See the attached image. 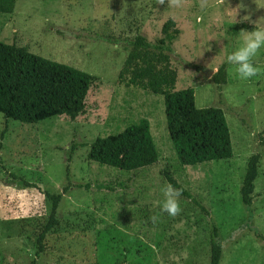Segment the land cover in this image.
Wrapping results in <instances>:
<instances>
[{"label": "rangeland", "instance_id": "obj_1", "mask_svg": "<svg viewBox=\"0 0 264 264\" xmlns=\"http://www.w3.org/2000/svg\"><path fill=\"white\" fill-rule=\"evenodd\" d=\"M238 5L235 17L228 9ZM261 18L264 0H18L11 14H0V42L93 78L85 112L74 121L22 124L0 114V264H210L213 228L220 264H264V47L252 58L261 69L252 78L242 79L226 62L244 44L241 31H253ZM168 20L180 31L170 55L175 90L192 88L198 109L223 110L229 160L181 166L163 97L118 81L129 53L125 41L141 35L154 43ZM222 66L227 84L217 86L211 78ZM142 119L156 164L126 172L88 160L97 138ZM255 154L261 159L247 207L240 190ZM163 173L205 211L179 197V214L163 212ZM107 182H124L126 190L94 189ZM59 194V226L38 243L51 213L49 195Z\"/></svg>", "mask_w": 264, "mask_h": 264}, {"label": "trees", "instance_id": "obj_2", "mask_svg": "<svg viewBox=\"0 0 264 264\" xmlns=\"http://www.w3.org/2000/svg\"><path fill=\"white\" fill-rule=\"evenodd\" d=\"M17 1L0 0V14H11ZM179 35L175 22L168 20L162 26L161 37L154 43L141 35L126 40L129 53L119 72L118 81L125 87L163 97L168 135L181 166L229 160L233 157V150L223 110L198 109L192 88L175 90L177 71L171 66L170 55L172 44ZM92 80L91 75L36 56L27 47L0 42V114L6 120L36 124L66 116L74 121L85 112ZM211 81L217 86L227 84L225 66L213 75ZM261 140L264 146V136ZM260 159V155L255 154L247 163L240 190L242 202L247 207L253 201ZM88 160L126 172L156 164L158 154L149 122L142 119L117 135L97 138L90 147ZM163 176L168 184L180 190L181 198L205 211L195 196L174 178L168 173H163ZM94 189L114 193L126 190V185L124 182H107L94 185ZM49 199L51 213L39 233L38 243L59 226L56 215L62 194L49 195ZM210 253V264H220L222 247L215 228L212 229Z\"/></svg>", "mask_w": 264, "mask_h": 264}, {"label": "clouds", "instance_id": "obj_3", "mask_svg": "<svg viewBox=\"0 0 264 264\" xmlns=\"http://www.w3.org/2000/svg\"><path fill=\"white\" fill-rule=\"evenodd\" d=\"M240 7L241 6L238 5L236 9H228V12L234 14L236 17ZM244 19L247 20L249 17L245 16ZM241 32L245 34L244 44L238 49L227 53L226 62L236 66V71L242 79H249L256 76L261 71L260 68L254 66L252 58L264 47V18L255 22L253 31ZM162 192L164 201L161 210L170 216L179 214L181 211L178 203V198L181 195L180 190L168 184L162 189ZM153 219H155V217H153Z\"/></svg>", "mask_w": 264, "mask_h": 264}]
</instances>
